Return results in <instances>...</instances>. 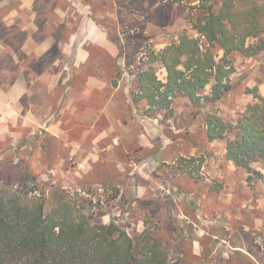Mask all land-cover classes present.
I'll return each instance as SVG.
<instances>
[{
    "label": "rangeland",
    "instance_id": "rangeland-1",
    "mask_svg": "<svg viewBox=\"0 0 264 264\" xmlns=\"http://www.w3.org/2000/svg\"><path fill=\"white\" fill-rule=\"evenodd\" d=\"M193 4L192 0H136L126 9L122 0H0V88L6 90L15 77L10 51L25 40L20 26L31 27L32 15L39 24L36 38L55 30L58 41L65 39L59 29L63 32L65 23L76 26L81 13L111 10L123 19V36L118 38L127 56V72L137 74L153 64L162 76L154 53L181 33L199 36L192 26ZM58 54L53 49L47 58L53 60ZM231 60L233 89L209 108L226 121H236L255 99L250 89L264 95V51L254 57L234 52ZM29 61L37 64L36 58ZM34 85L37 96L30 112L26 101H11L0 94V188L49 197L54 187H61L92 221H114L135 240L149 228L178 263L264 264V178H250L244 168L226 159V140H208L205 116L194 115L186 98L175 97L171 107L162 111L145 110L161 113L163 136L177 138V157L167 149L171 161L156 163L152 150L131 147L119 171L116 165L80 163L83 147L73 153L74 144L66 146L46 130L42 122L48 100L40 95L47 85ZM209 91L210 85L203 92ZM169 120L178 132L170 130ZM182 157L198 159L185 162ZM253 165L264 173V161Z\"/></svg>",
    "mask_w": 264,
    "mask_h": 264
},
{
    "label": "trees",
    "instance_id": "trees-1",
    "mask_svg": "<svg viewBox=\"0 0 264 264\" xmlns=\"http://www.w3.org/2000/svg\"><path fill=\"white\" fill-rule=\"evenodd\" d=\"M192 2V26L199 36L181 33L155 52L153 59L166 68L167 80L158 79L157 68L150 65L138 74L133 99H145L149 109L162 111L175 97L186 98L194 115L205 116L208 140H226V159L244 168L250 178H264L253 165L264 161V95L250 89L255 99L236 121L209 112L233 89L231 55L254 57L264 51V0ZM208 85L210 91L204 93ZM67 197L61 187H54L49 197L0 188V264H186L175 261L149 228L135 240L114 221L90 220Z\"/></svg>",
    "mask_w": 264,
    "mask_h": 264
},
{
    "label": "crops",
    "instance_id": "crops-1",
    "mask_svg": "<svg viewBox=\"0 0 264 264\" xmlns=\"http://www.w3.org/2000/svg\"><path fill=\"white\" fill-rule=\"evenodd\" d=\"M122 2L126 9L131 7L129 0ZM35 16L31 17V27L27 23L20 26L26 38L19 48L10 51L9 58L15 77L6 90L0 88V94L11 101L27 102L30 112L37 96L35 82L47 85V91L41 90L40 95L41 100H48L42 123L66 146L74 144L73 153L83 147L80 163L103 167L111 164L122 171L123 155L131 147L152 150L156 163L171 161V150L176 158L177 138L163 136L161 113H146L149 105L145 99H133L131 91L138 89L137 76L148 68L137 74L127 72V56L118 38L123 36L122 17L118 20L117 13L111 10L81 13L76 26L70 28L64 22V31L59 29L58 33L65 39L55 41V30L45 38H36L39 24L34 22ZM53 49L59 54L52 60L47 57ZM29 58H36L37 64ZM43 61H47L46 66ZM160 71L162 76L156 72L158 79L165 82L167 70L162 67ZM169 128L175 133L179 130L170 120ZM167 149L171 150L166 155ZM141 170L146 175V167Z\"/></svg>",
    "mask_w": 264,
    "mask_h": 264
}]
</instances>
